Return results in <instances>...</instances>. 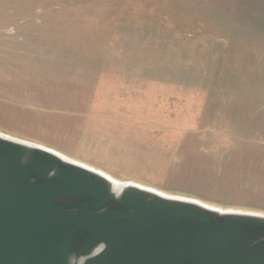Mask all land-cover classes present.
I'll use <instances>...</instances> for the list:
<instances>
[{"label": "rangeland", "instance_id": "rangeland-1", "mask_svg": "<svg viewBox=\"0 0 264 264\" xmlns=\"http://www.w3.org/2000/svg\"><path fill=\"white\" fill-rule=\"evenodd\" d=\"M0 133L264 214V0H0Z\"/></svg>", "mask_w": 264, "mask_h": 264}, {"label": "water", "instance_id": "water-1", "mask_svg": "<svg viewBox=\"0 0 264 264\" xmlns=\"http://www.w3.org/2000/svg\"><path fill=\"white\" fill-rule=\"evenodd\" d=\"M0 264H264V214L118 186L0 133Z\"/></svg>", "mask_w": 264, "mask_h": 264}, {"label": "bare ground", "instance_id": "bare-ground-1", "mask_svg": "<svg viewBox=\"0 0 264 264\" xmlns=\"http://www.w3.org/2000/svg\"><path fill=\"white\" fill-rule=\"evenodd\" d=\"M57 153H59L61 156H63L64 158H66V159H69V160H71L72 161V159L71 158H69V157H67L66 155H64V154H62V153H60V152H57ZM76 161V160H75ZM77 163H78V161H76ZM80 163V162H79ZM81 164V163H80ZM84 165V164H83ZM86 166V165H85ZM87 167H89V166H87ZM98 171V170H97ZM100 173H102V174H104V175H106L107 177H109L116 185H118V186H120V185H122L123 183L121 182V181H119V180H117V179H113L112 177H110L109 175H107V174H105L104 172H101V171H99ZM144 187H146V186H144ZM147 188H149V189H152V190H155V189H153V188H151V187H148L147 186ZM156 191H158V190H156ZM199 201V200H198Z\"/></svg>", "mask_w": 264, "mask_h": 264}]
</instances>
